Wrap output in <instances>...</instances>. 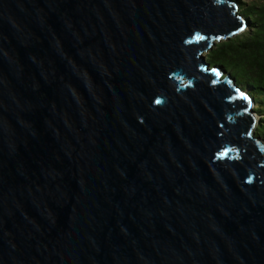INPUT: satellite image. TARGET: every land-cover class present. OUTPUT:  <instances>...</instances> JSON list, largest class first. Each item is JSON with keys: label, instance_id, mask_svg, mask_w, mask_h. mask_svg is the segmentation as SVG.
<instances>
[{"label": "water", "instance_id": "obj_1", "mask_svg": "<svg viewBox=\"0 0 264 264\" xmlns=\"http://www.w3.org/2000/svg\"><path fill=\"white\" fill-rule=\"evenodd\" d=\"M236 8L0 0V264H264Z\"/></svg>", "mask_w": 264, "mask_h": 264}, {"label": "trees", "instance_id": "obj_2", "mask_svg": "<svg viewBox=\"0 0 264 264\" xmlns=\"http://www.w3.org/2000/svg\"><path fill=\"white\" fill-rule=\"evenodd\" d=\"M239 7L238 14L246 20L249 31L215 42L205 61L211 67L222 66L253 97L263 115L254 135L264 142V0L241 2Z\"/></svg>", "mask_w": 264, "mask_h": 264}, {"label": "rangeland", "instance_id": "obj_3", "mask_svg": "<svg viewBox=\"0 0 264 264\" xmlns=\"http://www.w3.org/2000/svg\"><path fill=\"white\" fill-rule=\"evenodd\" d=\"M240 3L241 2H249V1H252V0H238ZM238 3V2H237ZM240 3H238V7L236 8V13L238 14L239 13V11H240V7H239V5H240ZM239 15V14H238ZM246 31H249V25H247L244 29H243V31L242 32H240L239 33V35L241 34H243V33H245ZM234 37V36H233ZM221 40H223V39H221ZM221 40H214V42H213V45L211 46V48H213V46H214V44H215V42H220ZM208 51V50H207ZM206 51V52H207ZM206 52H203L202 54H203V56H204V58H205V54H206ZM225 74V73H224ZM253 98V97H252ZM252 108H251V111H252V116L255 118V123H256V125H255V128H254V132H255V130H256V128L259 126V124H261V118L263 117V115H261V113H262V111H259V107H258V105H257V103L253 100L252 101ZM254 114V115H253ZM260 137V136H259ZM263 139V138H262ZM260 142H263L262 140L260 141Z\"/></svg>", "mask_w": 264, "mask_h": 264}, {"label": "bare ground", "instance_id": "obj_4", "mask_svg": "<svg viewBox=\"0 0 264 264\" xmlns=\"http://www.w3.org/2000/svg\"><path fill=\"white\" fill-rule=\"evenodd\" d=\"M252 105V104H251ZM251 108H252V106H250ZM254 115V114H253ZM261 141V139L260 138H258V137H256L255 138V142H260ZM262 143H264V142H262ZM261 155L263 156V154L261 153Z\"/></svg>", "mask_w": 264, "mask_h": 264}, {"label": "clouds", "instance_id": "obj_5", "mask_svg": "<svg viewBox=\"0 0 264 264\" xmlns=\"http://www.w3.org/2000/svg\"><path fill=\"white\" fill-rule=\"evenodd\" d=\"M237 7H238V4H237ZM247 26V25H246ZM254 100V99H253ZM256 122V121H255ZM255 125H256V123H255Z\"/></svg>", "mask_w": 264, "mask_h": 264}]
</instances>
